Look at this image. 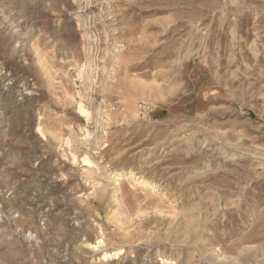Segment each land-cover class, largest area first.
Here are the masks:
<instances>
[{"label": "rangeland", "instance_id": "rangeland-1", "mask_svg": "<svg viewBox=\"0 0 264 264\" xmlns=\"http://www.w3.org/2000/svg\"><path fill=\"white\" fill-rule=\"evenodd\" d=\"M0 264H264V0H0Z\"/></svg>", "mask_w": 264, "mask_h": 264}]
</instances>
